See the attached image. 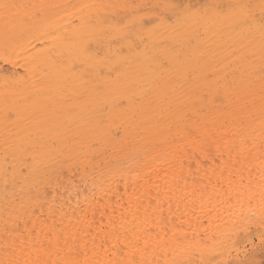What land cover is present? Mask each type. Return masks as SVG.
Returning <instances> with one entry per match:
<instances>
[{
  "label": "bare ground",
  "instance_id": "obj_1",
  "mask_svg": "<svg viewBox=\"0 0 264 264\" xmlns=\"http://www.w3.org/2000/svg\"><path fill=\"white\" fill-rule=\"evenodd\" d=\"M178 1L0 0V264H75L87 244L60 233L80 207L221 190L253 159L264 166V0ZM241 222L171 228L135 260L92 249L81 264L227 255ZM242 249L234 264L259 256Z\"/></svg>",
  "mask_w": 264,
  "mask_h": 264
},
{
  "label": "rangeland",
  "instance_id": "obj_2",
  "mask_svg": "<svg viewBox=\"0 0 264 264\" xmlns=\"http://www.w3.org/2000/svg\"><path fill=\"white\" fill-rule=\"evenodd\" d=\"M208 1L199 0L198 3H195L194 0H189L187 3V0H179L176 4H189V7L192 6L193 8L191 3L196 5L202 2L200 4L204 5ZM184 4L182 6H185ZM196 7L198 8L199 6L196 5ZM253 160V167L241 170L237 169L240 171V175H231L233 180L245 178L246 181L219 185L221 190L214 191L208 189L202 192L200 188H192L191 185L185 190H164L163 188H159L158 191L154 189L148 191L145 188L136 191L134 196L131 197L130 202L124 203L123 206L125 208L114 205L115 207L111 206V208L104 206V208L96 207L95 209L90 206L89 209H95L96 212L90 213V210L88 213L85 209H82V206L80 210L84 211V213L82 212L85 216L84 219L77 212L75 214L76 219H74L76 222L74 224L76 225L73 229L62 225L69 232L60 233L61 245L67 247L74 241L80 244H87V250L82 249L84 253L80 254L81 252H79L78 256L77 254H72L76 256L73 260L75 264H81V262L87 260L86 257L88 256L90 257L88 260L91 259L92 261L93 258L92 262H94L95 254L90 252L92 249H94V252L98 250L101 254L105 253L104 255L109 259L113 258L117 250L122 251L121 255L134 259L141 252L153 251L152 246L155 245V242L160 241V237H164V239L169 238V233L174 230V233L177 232L176 235L181 233L180 231H182V234L189 235L192 230L197 232L202 231L203 234H206L213 231L216 226L228 222V220H232L235 217H240L242 218V222L240 223L242 226H239L241 229L238 228V231L241 232H237L240 238L237 241V235L235 236L236 238L232 237L231 244L233 245L229 247L230 249H226L229 257L226 254H220L222 257L217 254L220 256L219 258H216L218 257L216 254L215 258H213L215 255H208L211 259L210 257L207 258L208 256L204 257L205 259L200 257L202 261L208 259V261L202 263L198 256H195L192 262L189 261L188 263L193 264L194 261L195 264L196 260L198 262L200 260L201 263L196 264H234L233 257L235 256V252H241V246H243L242 250H247L249 253H251V247L256 248V251L258 248V251H260L259 256H257V253L256 258H254L255 260L251 259L250 261L251 263L253 261L252 264H264V227L260 225V214L264 206V182L262 180L264 166L256 164L255 159ZM65 171L63 170L62 174H69L68 176H70L71 172L67 173ZM72 172H74V175L76 174L75 169ZM225 174L226 177L229 176L228 172ZM248 179H252L253 183H249ZM116 202L117 204L120 203L119 200H116ZM238 207H241V209L233 214L234 210H237ZM118 210L121 212H118ZM49 220L51 219L49 218ZM119 224L124 229H126L125 226H129V230H127V227L126 230L123 229V234L120 230H117L115 234H110L113 232V227H118ZM204 235L201 237L204 238ZM158 238L159 240H157ZM234 244L235 246L238 245V251L236 250L237 247L231 251V247L233 248ZM65 257V255H62L61 258ZM224 257H226V260ZM230 257L233 261L230 260ZM64 261L60 260V264H64ZM66 261L70 264L69 260ZM159 261L162 262L161 264L164 263V259L163 261L162 259ZM248 263L246 262L245 264Z\"/></svg>",
  "mask_w": 264,
  "mask_h": 264
}]
</instances>
